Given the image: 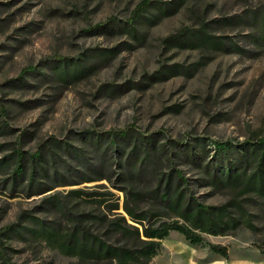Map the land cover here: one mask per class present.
I'll return each mask as SVG.
<instances>
[{"label":"rangeland","instance_id":"374dc122","mask_svg":"<svg viewBox=\"0 0 264 264\" xmlns=\"http://www.w3.org/2000/svg\"><path fill=\"white\" fill-rule=\"evenodd\" d=\"M263 12L264 0H0V264H94L61 244L80 222L108 239L103 215L132 224L125 200L172 216L156 179L128 171L145 154L232 220L202 245L170 232L150 264H264V190L246 185L264 138ZM232 168L241 181H225Z\"/></svg>","mask_w":264,"mask_h":264},{"label":"trees","instance_id":"16d2710c","mask_svg":"<svg viewBox=\"0 0 264 264\" xmlns=\"http://www.w3.org/2000/svg\"><path fill=\"white\" fill-rule=\"evenodd\" d=\"M146 7L147 3L142 2L133 11L131 20L133 22L137 21L141 14L145 12ZM109 134L114 137L125 138L128 133L126 131H117ZM252 145L255 149L258 168L248 179L246 185L255 186L263 191L264 138L252 143ZM228 146L227 143L213 142V147L219 157L228 150ZM17 156L21 158L20 153H17ZM150 156L145 154L138 166H134L128 171L135 173L138 178L149 176L152 179H156L154 180L155 199L172 216H162L158 212L147 216L130 206L129 202L125 200L123 210L132 224L128 223L124 216L117 213L112 215L114 216L113 218L103 215V221L101 220V222L103 223L102 229L108 237L106 239L102 234L94 233L85 222H80L84 225H77L65 236L61 244L64 253L76 255L80 259L92 260L94 264H150L152 258L161 249L162 241L168 237L170 232H177L190 245L204 244L203 234L217 236L226 233L224 228L229 227L228 223L232 221L228 210L225 207L207 206L199 203L193 196H186L185 191L183 192L181 188L186 186L187 181L179 171L175 170L173 175L167 178H157L156 168L160 162ZM22 171V165L18 164L14 176L21 177ZM225 175V181L239 182L244 178L245 172L238 174L232 168L227 170ZM217 180L219 181V177L215 173L212 182L217 183ZM29 195L32 196L33 192L31 191L27 194V196ZM109 207V213L118 210L117 203L111 204ZM11 229L7 228L5 232ZM38 235L49 239L54 237L55 234L51 230L40 228ZM111 238L117 239L112 242L109 240ZM207 247L214 254L225 260L228 259L226 247L212 244H208ZM3 264L10 263L4 261Z\"/></svg>","mask_w":264,"mask_h":264}]
</instances>
